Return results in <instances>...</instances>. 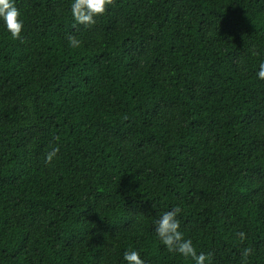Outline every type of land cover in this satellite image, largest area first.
<instances>
[{
	"label": "trees",
	"instance_id": "obj_1",
	"mask_svg": "<svg viewBox=\"0 0 264 264\" xmlns=\"http://www.w3.org/2000/svg\"><path fill=\"white\" fill-rule=\"evenodd\" d=\"M15 3L0 264H193L155 233L177 206L208 264H264V0H112L87 27L71 0Z\"/></svg>",
	"mask_w": 264,
	"mask_h": 264
},
{
	"label": "clouds",
	"instance_id": "obj_2",
	"mask_svg": "<svg viewBox=\"0 0 264 264\" xmlns=\"http://www.w3.org/2000/svg\"><path fill=\"white\" fill-rule=\"evenodd\" d=\"M112 0H71L70 10L73 20L80 25L90 26L96 23L98 17L103 16L111 5ZM0 25L13 39H19L23 33L24 22L21 13L16 7L15 0H0ZM72 47L79 46V40L69 37ZM257 78L264 80V61L259 64ZM59 149L54 148L46 156V162L51 163ZM181 209L173 207L159 215L155 221V233L159 242L169 251L175 252L184 258H190L193 264H208V257L204 253H197L191 239H185L180 231V222L177 219ZM243 238L244 234H239ZM125 264H145L137 250H126L123 254Z\"/></svg>",
	"mask_w": 264,
	"mask_h": 264
}]
</instances>
